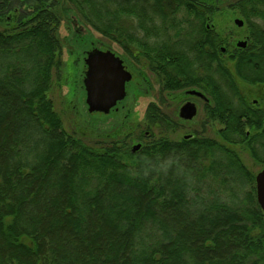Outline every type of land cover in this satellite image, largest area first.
I'll return each instance as SVG.
<instances>
[{"label": "trees", "instance_id": "16d2710c", "mask_svg": "<svg viewBox=\"0 0 264 264\" xmlns=\"http://www.w3.org/2000/svg\"><path fill=\"white\" fill-rule=\"evenodd\" d=\"M211 1L0 0V264H264L255 175L238 154L264 169V98L256 109L239 94L264 86V0ZM64 2L134 60L146 52L163 90L174 75L178 88L204 81L217 137L152 134L132 153L125 121L95 146L68 134L49 97ZM230 13L246 49L216 23ZM156 111L148 129H168Z\"/></svg>", "mask_w": 264, "mask_h": 264}, {"label": "rangeland", "instance_id": "374dc122", "mask_svg": "<svg viewBox=\"0 0 264 264\" xmlns=\"http://www.w3.org/2000/svg\"><path fill=\"white\" fill-rule=\"evenodd\" d=\"M193 1L197 3L212 2L211 0ZM215 1L221 9L225 10L237 0ZM61 10L62 11L59 15L60 26L58 29V35L62 44L61 66L58 69L53 70L52 88L49 97L53 102L54 110L62 119L64 130L68 134L76 136L88 146L108 143L111 141L108 137H112L113 133L118 131L117 127L119 124L123 123L125 113L130 112L131 118L126 121V128L132 133L131 138H136L138 132L143 133L145 131V106L143 104L145 97H134L133 94L129 92L128 98L122 104L124 109H120L118 111L119 113L115 116H104L100 114L90 115L88 114L87 106L85 104V91L82 85L84 76L82 77V72L83 68H85L84 53L88 50L90 51L91 48L95 46L106 47L109 51L116 53L120 59L122 58L125 60L130 67L132 66L136 70H139L140 68L139 64H141V59L139 58L140 60H135L137 64L131 62L128 58V54L125 53L119 45L94 32L67 2L61 4ZM226 19L222 16H217L216 23L218 25L221 24L222 28L226 29V32H231L230 41H235L237 39L242 40L245 36L246 28L244 26L238 28L233 24V20L241 18L238 15L230 13V16ZM92 43H94V46H92ZM7 61L8 59L1 58V67H3ZM153 80L156 82L155 77H153ZM153 87L155 88L152 89V97L156 96L157 98L158 95H161L165 100L164 104L159 106L160 110L166 116L176 121L177 119L173 112L179 108L181 101L185 99L179 97L177 102H173L175 94H167L165 91H162L161 93L160 86H157V84H153ZM149 100L150 99L148 98V101ZM201 109L202 106L200 107L199 114L194 121L181 125L174 134L168 130L169 127L167 131L164 126H162L163 130L152 127L150 132L155 138L164 137L172 141H178L183 135L191 132L196 134L197 137L216 138L220 125L215 122L213 123L209 118L206 119ZM112 123L115 124V127H111ZM146 140L147 139H145L144 142H147ZM238 154L246 168L251 173L256 175L262 170V166L258 165L249 156L247 151L238 149Z\"/></svg>", "mask_w": 264, "mask_h": 264}, {"label": "flooded vegetation", "instance_id": "af4514ba", "mask_svg": "<svg viewBox=\"0 0 264 264\" xmlns=\"http://www.w3.org/2000/svg\"><path fill=\"white\" fill-rule=\"evenodd\" d=\"M233 24H234V20H233ZM243 26H244V22H243ZM237 40L235 41L236 47H237V43L242 42V41L246 42V46L244 48L237 47L238 49H246L247 48L248 38L246 36V32H245V36L243 37L242 40H238V41ZM92 46H94V43H92ZM92 50H97V51H101V52L109 51L104 46L103 47L102 46H98V47L95 46V47H92L90 51H92ZM90 51L88 50L84 53V60L86 58L87 53ZM112 53H114V52H112ZM143 54L144 55L140 57L141 60L139 59L141 61V64L138 63L140 66L139 70H136L132 66L130 67L129 64H127L125 62V60H123L121 58L124 69L130 74V81H128L125 84L126 97H125L124 101L128 98L129 92L132 93L134 97H140V96L145 97L144 103H143L145 106L144 118H145V114H146L147 109L150 106H152L154 109L157 110L156 111L158 113L157 115H159V117H161L162 119H165L167 121L168 125L170 126L168 130H170V132H172L173 134L176 133V130L181 125H183L185 123H191L192 121H194L196 116L199 114L201 106H202L201 110H202L203 115H205L206 119L209 118L208 116H209V111L211 108V103H210L209 91H208V88H207L206 83L204 81H202V82L198 81L197 83H191V85L188 87L178 88V87H176L177 86V76L174 75L175 80H174L173 85L175 86L174 87L175 89H172L170 91L169 90H163L162 78L160 76V71L157 70L160 67H156V65L152 64V61L147 57L146 52H143ZM114 55L116 57H118L116 53H114ZM128 58L130 59L131 62H134V64H137L135 62V60L133 58H131L129 55H128ZM85 71H86V67L83 68L82 77L84 76ZM153 77L156 78V82H154ZM153 84L154 85L157 84V86H160L161 93H162V91H165V92H167V94H175V98H173V102H175V101L177 102L179 97H182L185 99V100L181 101V105L179 106V108L173 112V114H175V117L177 119L176 121L172 120L171 118L166 116L160 110L159 106L163 105L165 100H164V97L161 95H158L157 98H156V96L152 97V93H153L152 89L155 88V87H153ZM189 92H194V94H190ZM196 93H199L200 95L198 96V95H196ZM239 94H240L241 100L243 99L247 104H251V106L256 108V109L262 108V107H260L259 104H260V101L263 102L264 86H261L258 84L253 86L252 84H246L243 82H239ZM148 98L150 99L149 101H148ZM123 102L118 103L116 105V107L112 108L108 114H103V113H93V114H100V115H104V116H109V115L115 116L116 114L119 113L118 111L120 109H124L123 105H122ZM186 103H192V104H194V106L196 108V115L192 120H184V119L180 118V116H179V111H180L181 107L183 105H185ZM130 116H131L130 112H126L124 115V118H123L124 121L126 122L127 120H129V118H131ZM122 125H123V123H120L117 128L119 129L120 127H122ZM111 127H115V124L112 123ZM145 128L146 129L143 133L138 132L136 138L133 139L132 142H130V150L132 153L138 152L142 148V146L144 144V140L149 139L151 137L152 133L148 129L149 126L146 125V123H145ZM153 128H158V129L160 128V130H163L161 124H155V126ZM262 131H264V130H262ZM251 134H252L251 130L246 128L245 135L249 136ZM196 137H197L196 134H194L193 132L188 133V134L186 133L177 142L192 140ZM134 145L135 146L139 145L140 148L136 151H133ZM242 151H245V150L242 148Z\"/></svg>", "mask_w": 264, "mask_h": 264}, {"label": "water", "instance_id": "95a60500", "mask_svg": "<svg viewBox=\"0 0 264 264\" xmlns=\"http://www.w3.org/2000/svg\"><path fill=\"white\" fill-rule=\"evenodd\" d=\"M234 25L243 26L241 19H235ZM246 42L237 43V47L244 48ZM224 52V49H222ZM86 71L82 85L85 91V104L90 114H108L118 103L126 97L125 84L130 81V74L124 69L122 60L111 51L101 52L92 50L84 60ZM194 94V92H189ZM196 95H200L196 93ZM196 115V108L192 103H186L179 111L180 118L192 120ZM140 148L133 147V151ZM256 201L263 214L264 220V169L255 175Z\"/></svg>", "mask_w": 264, "mask_h": 264}]
</instances>
